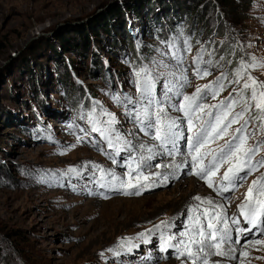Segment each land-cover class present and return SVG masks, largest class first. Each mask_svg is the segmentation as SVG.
Masks as SVG:
<instances>
[{
    "label": "rangeland",
    "instance_id": "rangeland-1",
    "mask_svg": "<svg viewBox=\"0 0 264 264\" xmlns=\"http://www.w3.org/2000/svg\"><path fill=\"white\" fill-rule=\"evenodd\" d=\"M131 5L141 18L130 12ZM239 5L228 16L238 22L233 33L222 25L227 17L216 0H0V264H142L154 243L166 239L172 228L177 231V225L186 226L180 218L197 201L205 207L203 199L215 200L232 214L253 181H259L257 189L264 184L262 175L250 179L237 201L224 203L193 173L166 178L173 172L164 170L174 169L175 161L161 166L149 160L144 164L147 180L130 174L131 183L144 192L128 195L133 187L108 175L101 179L93 167L127 182L129 174L113 159L131 162L132 156L157 152L134 122L135 112L143 115L147 109L154 119L163 107L171 119L175 108L192 107L194 101L183 97L198 87L204 97L199 99L205 106L201 112L215 109L220 117L212 143L245 137L243 148L258 149L254 157L264 161V112L255 106L249 79H256L257 93L264 91L259 86L264 67H250L264 64V0H239ZM233 46L238 57L213 61ZM201 54L199 67L208 71L206 76L195 74L193 59ZM141 69L151 74L152 98L162 101L159 106L141 100ZM245 83L250 87L245 89ZM245 107L243 118L217 135L225 125L217 127ZM93 126L110 136L114 147L100 132H92ZM235 140L234 145L241 142ZM120 155L125 157L118 159ZM178 181L183 184L176 186ZM185 200L186 211L170 224L175 205ZM256 241L240 247L234 264H264V237ZM185 259L170 256L155 264H193ZM221 259L207 258L208 264H225Z\"/></svg>",
    "mask_w": 264,
    "mask_h": 264
},
{
    "label": "snow or ice",
    "instance_id": "snow-or-ice-1",
    "mask_svg": "<svg viewBox=\"0 0 264 264\" xmlns=\"http://www.w3.org/2000/svg\"><path fill=\"white\" fill-rule=\"evenodd\" d=\"M187 43V42H185ZM190 47V46H189ZM203 50H201V53ZM179 59V58H178ZM202 60V54L197 55L193 59V63L196 64V70L195 74L197 76H206L209 75L208 71L201 70L199 65ZM210 63V61H209ZM249 67V65H243L242 68ZM250 67L256 68V67H264V64H257L253 63L250 65ZM141 73L144 74L145 78L139 85V90L141 92V100L147 99L148 104L151 105L153 103L157 104L158 106L162 103V101H156L152 98V93L154 89V83L153 79L151 78V74L148 69H141L140 72H137V76L140 77ZM240 73H237V76H239ZM223 75L221 77L217 78V84H219V81L223 79ZM249 79L252 81V99L256 101V108L260 110L261 112H264V91H260L257 93L256 91V85L257 81L255 78L249 76ZM261 88H264V84L259 85ZM212 85H205V89H210ZM250 85L248 83L244 84V88L247 89L249 88ZM222 88V86H221ZM202 89L199 87L196 89V91L192 94V96H184L183 99L185 101H197L198 99H203L204 97L201 96ZM215 97V93H213V98ZM129 103H132V101L129 99ZM234 104L235 101H232ZM190 107V106H189ZM189 107H186L184 105H181L178 108H175L176 111H183L184 115L188 117V125L189 131H193V120L191 118V114L189 112ZM205 106L197 103L195 105V108L193 111L200 110L202 111ZM215 107V106H213ZM248 111V108L245 107L241 112L235 114V118L232 119L228 124H226L223 129H221L219 132H217V135H221V133L226 132L227 128L231 126L232 123H236L239 119H242L244 116V112ZM211 115V113H209ZM217 125H219L220 122V117L217 116ZM264 119V117H262ZM133 120L135 123L139 125V131L143 132L144 135L150 136L154 140L160 141V147L164 148L167 150V146L171 144L173 148H175L176 142L178 139H185L183 136V132H178L174 131V129L177 128V122L176 120H171V119H166L165 118V109L163 107H158L157 112L154 114V119H153V114L149 113L147 109L144 110L143 115L139 112H135L133 115ZM114 122V120H110L109 123ZM245 124H247V121H245ZM150 129L154 130L150 132ZM213 131H216V127H213ZM92 132H100L101 135L105 136V139L107 140L108 147L112 148L114 147L113 140L110 138V136L106 135L104 131L96 126H93L91 129ZM237 132H241V129H236ZM211 135V132H208L205 130L203 126L198 131H195L191 137H187V144L188 146L194 150L196 155L192 156L193 162H196L200 156V149L204 147L205 141L207 138ZM78 141L81 138H77ZM117 140L120 139L119 136L116 137ZM234 139H240L241 144L235 146V150L238 151H243L245 156H244V161L242 165L237 166V174H235V179L232 181H229V186L227 187H221L220 189H214L219 192V194H223V192H227L230 190H234L236 187H239L240 185L236 183V181H242L247 175L251 174V172L254 170L252 166L248 164V161L251 157L252 154H254L255 151H258V149H245L243 148V143L245 141V137H235ZM125 144L128 145L129 149H131V142L130 141H125ZM74 147V146H73ZM140 148H145V145L141 144L139 145ZM228 149H229V154L233 153L234 146L229 142L228 143ZM150 154L153 153L152 148H147L146 149ZM117 153H119L120 149H116ZM223 152V150H221ZM64 153H61L63 155ZM171 154V152H169ZM153 155H149L148 157H141V163L147 164V161L151 160L153 158ZM111 158V157H110ZM133 159H135L133 157ZM223 156H221V160H223ZM216 158H213V163L205 168H201L199 171L195 172L194 174L199 176L201 179H205L208 182V187L213 188V184L211 181L208 180V176L213 175L214 171L213 169H218L219 164L215 163ZM113 163H116L117 161L113 159ZM159 166V165H156ZM260 166H264V161L260 162ZM93 167L97 168L101 172V179L104 178L105 175L111 176L113 180H116L119 182L121 186L127 185V187H136V185L131 183V175L130 173L134 171L135 169H132L131 166L129 165V179L126 182L123 178L117 177L113 172L109 171L105 173L104 169L100 168L99 165H94ZM246 169V171H245ZM70 172L76 171L75 169H69ZM240 171H244L245 175L240 176L238 173ZM233 169L229 168L228 171L224 173V180L229 179V173H232ZM139 176H142L143 173L139 172ZM155 175H159V173H155ZM144 179L147 180L148 177L144 176ZM259 183V181H253L252 186H250L247 190V193L245 195V201L239 205H237L240 214L244 217V221L247 224L253 225V227L256 226L257 221L261 218V216H264V199H255L253 197V192L254 190L256 191L257 196H264V184H261V187L259 189H255V185ZM101 187H104L103 184H101ZM129 194V193H125ZM136 195H139L140 192L137 191L135 193ZM107 198V197H105ZM195 199L200 200V197H195ZM209 204L212 203V201H207ZM203 203V201H202ZM205 216H208L207 211L204 213ZM163 223V222H162ZM223 223L224 227H218L217 225ZM231 223L233 225H239L240 221L238 219L233 218ZM195 224L198 226V232L197 235L200 237V239H195L194 237H190L189 242L185 244L184 241H180V244L184 245V251L180 252V256H184L185 254L189 259H192L193 264H195L196 260H200L201 256L195 254L191 250V245L195 244L198 246V252L204 253L205 249H216L213 255H224L222 251H220V246L221 243H223L225 240H231V235H230V229L227 226V217L217 213L215 215H212L208 217V223H207V230H205L204 226L201 225L199 217L196 218ZM159 227V226H157ZM236 231L238 233L240 232H247L251 231V229H241L237 228ZM261 231L264 232V228H261ZM183 235H187V233H184ZM218 241V242H217ZM238 243L239 241H235ZM256 243H261V241H256ZM207 253H205V258L202 260V264H208L207 260Z\"/></svg>",
    "mask_w": 264,
    "mask_h": 264
},
{
    "label": "trees",
    "instance_id": "trees-1",
    "mask_svg": "<svg viewBox=\"0 0 264 264\" xmlns=\"http://www.w3.org/2000/svg\"><path fill=\"white\" fill-rule=\"evenodd\" d=\"M216 1L220 3L221 10L224 12L225 17H227L226 20L225 19L223 20L222 25H224V28H226L227 31L229 29L230 31H233V33H234V31H235L234 28H235V26L237 25L238 22H236V24L232 23L231 18L228 17V16H229V14L232 13V11L236 10L235 9L236 7L240 6L239 5V0H216ZM248 1H251V0H248ZM247 8H248V6H247ZM129 10H131L130 12H133L134 14H136V16H139V13L136 10V5L135 6L131 5ZM231 17H232V15H231ZM187 31H189V30H187ZM229 33H230L229 35H232V32H229ZM189 34H190V36L192 38L193 35H192V33L190 31H189ZM85 40H88V39L86 38ZM85 40H84V44L86 45V41ZM64 41H65V39L62 40V43H61L63 46L66 43ZM57 55H59V54H57ZM236 56L237 57L239 56V52H238V49H236L235 46H233V47H229L222 54H220L218 57H216L213 61L218 63V62H220V60H222L224 58H232V60H233ZM235 68H236V64H234V66H233V69H235ZM66 79H67V81H69V77L68 76H66Z\"/></svg>",
    "mask_w": 264,
    "mask_h": 264
},
{
    "label": "bare ground",
    "instance_id": "bare-ground-1",
    "mask_svg": "<svg viewBox=\"0 0 264 264\" xmlns=\"http://www.w3.org/2000/svg\"><path fill=\"white\" fill-rule=\"evenodd\" d=\"M174 164V163H173ZM175 165V164H174ZM170 166V165H169ZM173 166H171V167H169V170L170 171H172L173 170V168H172ZM164 172H165V170H164ZM166 178H170V176H167ZM173 180H175V179H173ZM190 183H192L193 185H194V182H190ZM175 184H176V186H178V185H182L183 184V181H178V182H175ZM187 199V198H186ZM203 199V198H202ZM204 201L203 202H205V207H208V208H218V207H220V208H224L223 207V205L222 204H220L219 202L217 203V201H215V200H211V199H203ZM182 201H183V199H182ZM186 201V200H185ZM181 202L179 205L177 204V205H175L176 206V209L174 210V213L172 214V219H170L171 221V223L170 224H173L174 222H175V220H173V219H176V218H180V216H182L183 215V213L186 211V208L188 207V202L186 201V202ZM207 201H212V203L211 204H209ZM180 202V201H179ZM188 203V204H187ZM197 205V207H194V208H192L188 213H187V215H183L181 218H180V220L181 219H183V223H187L186 222V220L187 221H190L191 222V214L192 213H194L196 210H198V209H203V208H205V207H202V206H199V204H200V201H197V203H196ZM212 204H214V205H212ZM172 208V207H171ZM178 224V223H177ZM180 224V223H179ZM174 226V225H173ZM248 245V244H247ZM227 249V247H225V246H223V247H220V251H222V250H226ZM207 250V249H206ZM216 251V249H212V250H210V251H208V252H205V253H207V257L206 258H208V260H209V257H211V259L212 260H214V262H222L223 260L221 259V258H223V256L222 255H219L220 256V258H218V257H215L216 255H213L212 253H214ZM205 253H203V255H202V257H203V259L205 258ZM209 262H210V260H209ZM200 263V262H199ZM222 264V263H221Z\"/></svg>",
    "mask_w": 264,
    "mask_h": 264
}]
</instances>
